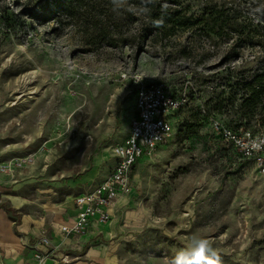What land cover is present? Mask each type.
Wrapping results in <instances>:
<instances>
[{
  "label": "rangeland",
  "instance_id": "obj_1",
  "mask_svg": "<svg viewBox=\"0 0 264 264\" xmlns=\"http://www.w3.org/2000/svg\"><path fill=\"white\" fill-rule=\"evenodd\" d=\"M54 1L0 0V214L21 245L0 264H25L41 234L48 264H264V171L212 129L264 132L261 106L240 110L264 70V36L250 33L264 35V0H177L188 25L157 30L138 0H85L73 16ZM135 74L183 99L171 138L139 159L109 223L65 237L71 199L108 175L128 134Z\"/></svg>",
  "mask_w": 264,
  "mask_h": 264
},
{
  "label": "built area",
  "instance_id": "obj_2",
  "mask_svg": "<svg viewBox=\"0 0 264 264\" xmlns=\"http://www.w3.org/2000/svg\"><path fill=\"white\" fill-rule=\"evenodd\" d=\"M129 82L133 113L128 134L112 148L114 165L108 175L90 191L73 198L75 217L60 227L65 237H82L93 223H109L114 203L133 190L134 170L139 159L152 158L158 147L171 138V119L183 107V99L168 91L162 82H147L142 75L130 76ZM212 129L213 135L226 143L237 157L264 171V132L253 134L224 127L218 122L213 123ZM31 250V258L25 264H48L52 248L44 234ZM66 260L67 257L63 261Z\"/></svg>",
  "mask_w": 264,
  "mask_h": 264
},
{
  "label": "trees",
  "instance_id": "obj_3",
  "mask_svg": "<svg viewBox=\"0 0 264 264\" xmlns=\"http://www.w3.org/2000/svg\"><path fill=\"white\" fill-rule=\"evenodd\" d=\"M85 0H61V3L54 1L53 8L58 7L60 9L65 8L66 12L69 16L74 15V9H81L88 6ZM141 4L147 7L146 19L154 24L155 30H157L158 26H170L171 28L179 27V26H187L188 22H180V9H177V0H169L170 4H174L176 9L168 10L161 9L160 7H156L155 4L150 3L146 0H138ZM98 24L99 21H97ZM101 22V20H100ZM252 24L249 22L243 27V32L250 29ZM98 36L102 37L106 40L108 46H115L119 41L118 38H112V34L107 31L106 27H100L98 29ZM254 33L260 37H263V34H257L256 31H250V33ZM248 92L247 97L243 100L240 105V110L244 115H253L259 106L264 109V70H260L259 72L254 73L245 86Z\"/></svg>",
  "mask_w": 264,
  "mask_h": 264
},
{
  "label": "crops",
  "instance_id": "obj_4",
  "mask_svg": "<svg viewBox=\"0 0 264 264\" xmlns=\"http://www.w3.org/2000/svg\"><path fill=\"white\" fill-rule=\"evenodd\" d=\"M135 180V179H134ZM101 182V181H100ZM99 182V183H100ZM134 186H135V181H134V185H133V189H134ZM90 191V190H88ZM87 192V191H85ZM84 193V192H82ZM81 194V193H79ZM77 194V195H79ZM76 196V195H75ZM74 196V197H75ZM73 197V198H74ZM128 196H123V197H120L113 205V214H112V218L111 220L113 219V217L115 216V213L118 211V209H120L123 205V202L127 199ZM73 198L71 199V209H70V213L64 217V220L58 225V229L60 230V227L64 224H67L69 221H71L74 217H75V214H76V209L74 207V203H73ZM110 220V221H111ZM99 226H102V225H99L97 223H93L90 227V229L88 230L87 234L91 231H96V229L99 227ZM33 230L35 231V228H31L30 225H28V222L27 221H24L23 225H22V230L23 231H26V230ZM61 232V231H60ZM86 234V235H87ZM72 238H75V236H72ZM23 242V240H22ZM20 249L21 248V245L14 239H11L8 238V235L6 234V231H5V226H4V223H3V220H2V215L0 214V249L2 250H6V253L8 255H12L16 252L17 249ZM27 261H29L27 259Z\"/></svg>",
  "mask_w": 264,
  "mask_h": 264
},
{
  "label": "clouds",
  "instance_id": "obj_5",
  "mask_svg": "<svg viewBox=\"0 0 264 264\" xmlns=\"http://www.w3.org/2000/svg\"><path fill=\"white\" fill-rule=\"evenodd\" d=\"M200 246H201V248H204V247H208V245H207V242L206 241H201L200 242ZM209 251H211V249L209 248ZM214 254V253H213Z\"/></svg>",
  "mask_w": 264,
  "mask_h": 264
}]
</instances>
